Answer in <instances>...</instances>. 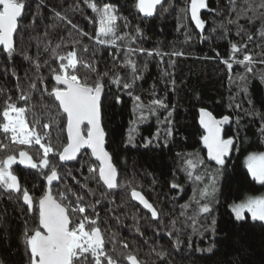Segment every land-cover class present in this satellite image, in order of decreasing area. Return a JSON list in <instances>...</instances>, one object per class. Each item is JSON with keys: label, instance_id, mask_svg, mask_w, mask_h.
Instances as JSON below:
<instances>
[{"label": "trees", "instance_id": "1", "mask_svg": "<svg viewBox=\"0 0 264 264\" xmlns=\"http://www.w3.org/2000/svg\"><path fill=\"white\" fill-rule=\"evenodd\" d=\"M89 2L100 8L104 4L116 7L117 34L127 33L124 40L114 45L100 44L95 39L99 27L97 15L84 0H24L26 7L14 37V53L9 56L0 50V113L6 102L26 108L29 127L35 124L37 134L45 138L42 142L51 143L57 153L67 142V136L66 117L63 121L58 117L57 102L49 95L56 86L51 69L59 66L55 55H66L75 48L76 72L81 78L96 79V74L84 67L85 64L100 73L109 71L121 78L119 86L105 80L102 98L106 150L117 168L118 188L108 190L98 182V164L88 151H83L75 162L65 164L60 163L58 154H50V163L60 175L59 182L51 187L53 195L58 197L61 191L65 192L68 196L65 203L71 202L73 206L77 196L83 197L85 214L98 220L110 253L115 242L112 254L119 264H128L124 259L127 254L136 255L141 264H264V222L252 221L248 215L237 221L230 209L232 203L264 195V184L251 178L243 160L250 152L264 151V138L258 131L264 122V63H260L264 59V36L261 35L264 9L248 11L245 16L242 11L248 7L245 0H235V8L230 0H206L208 7L200 15L206 26L200 30L191 20L190 0H163L155 15L147 18L136 8L137 0ZM260 2L248 0L253 9ZM70 6L74 7L69 11ZM53 9L62 15L67 12V19L55 17ZM238 14V22L229 23V20L236 21ZM68 20L88 36L82 37L78 30H73ZM137 27L140 33L136 32ZM231 43H236L241 51L231 53ZM130 48L146 51L129 53ZM147 51L161 55L149 56ZM244 51L254 57L252 72L239 64H233L229 72L221 61L230 56L242 59ZM173 52L184 55L172 56ZM127 60L136 65L135 75L140 79L133 81V69L126 66ZM241 76L245 77L243 82ZM41 79L43 84L39 82ZM125 82L133 83L131 96L122 87ZM32 84L36 85L35 89ZM22 94L25 100L19 99ZM117 96L120 102L116 101ZM134 96H140L144 105L154 98L164 99L172 111L173 135H166L167 125L158 123L167 115L163 109L156 115L145 110L148 118L139 120L141 112H134ZM201 107L216 118L224 115L231 118L224 126L223 135L236 137L239 149L230 151L223 167L207 160L200 142L203 133L197 115ZM3 122L0 116V124ZM45 124L49 128L45 129ZM130 128L134 129L131 142L128 141ZM149 139H152L150 144ZM0 144L6 145L0 148V159L7 155L17 158L23 150L38 163L43 154L34 143L12 142L11 133L5 134L2 129ZM193 153H198L204 161L194 174L205 177L214 174L216 178L218 192L210 201V215H195L197 206L192 198L198 197L197 189L208 180L197 184L187 177L184 161ZM93 166L96 179L86 181L92 175L89 168ZM11 171L18 177L21 191L17 194L0 186V264H28L24 233L34 228L38 220H34L23 203V190L27 189L38 201L45 191L43 179L50 168L41 172L14 164ZM172 183L180 187L173 190ZM132 189L140 191L157 208L159 219L153 220L130 198ZM186 204L189 207L182 208ZM182 211L184 216L180 215ZM81 215L77 213L73 218ZM188 217H195L196 231ZM212 219L216 220L214 232ZM172 221H176L175 226ZM125 243L127 249L123 246ZM160 252L164 255H158ZM88 260L91 264L90 254Z\"/></svg>", "mask_w": 264, "mask_h": 264}, {"label": "snow or ice", "instance_id": "2", "mask_svg": "<svg viewBox=\"0 0 264 264\" xmlns=\"http://www.w3.org/2000/svg\"><path fill=\"white\" fill-rule=\"evenodd\" d=\"M87 6L97 15L99 27L96 30L95 39L100 44L114 45L117 41H122L128 35L127 33L118 35L116 21L118 19L117 9L113 5L104 4L102 8L98 7L96 3H90L89 0H84ZM162 0H137L136 8L146 17H151L157 5H161ZM230 3L235 8V0H230ZM248 7L243 8L244 15L248 11L256 12L258 9H264V0H261L257 8L253 9L245 0ZM26 5L24 0H0V50L5 54L11 56L14 53V34L18 31L19 21L22 19ZM74 6H70L69 11ZM208 4L206 0H190L188 11H190L191 20L194 22L197 29L204 30L206 22L201 19L200 11L206 9ZM54 16L60 19H67V12L62 15L61 12L52 10ZM264 16V12L261 13ZM240 15H237L236 21L229 20V23H237ZM251 19V18H250ZM67 23L71 25L73 30H78L82 37L88 36V33L80 29L78 25L73 24L71 20ZM128 25L125 24V27ZM137 33L141 30L139 27L136 29ZM264 36V31L261 32ZM251 40L252 37L249 36ZM59 47V45L57 46ZM243 47V46H242ZM87 48V46H85ZM119 52L120 49L117 48ZM145 49H128V52L145 53ZM231 53L235 54L241 51L236 43L230 44ZM55 55V50H53ZM147 55H161L159 52L147 51ZM172 56H183V52H173ZM219 57V52H216ZM29 59V57H25ZM55 60L58 62V68L51 69V79L55 81L56 85L51 89L49 95L54 97L56 108L58 109V117L63 121L66 117V133L67 142L63 144L62 150L56 152L51 143L42 142L45 138L35 131V124L32 128L25 119L26 108L19 107L15 103L6 102L0 116L3 118V123L0 124V129L7 134L11 133V141L19 145H32L33 143L39 145L42 150V157L39 158L38 163L33 160V157L28 152L21 150L19 152V160L15 155H7L5 158L0 159V186L7 190L20 193L21 188L18 182V177L11 171L14 164L19 163L25 167L33 170H40L50 168V172L44 176L43 182L49 187L36 201L30 195L27 189L23 190L22 200L27 206L30 214L33 215L34 220H38L36 226L27 229L24 233V244L26 246V254L28 255V264H79L83 260L84 264H89L88 256L90 254L91 264H119L117 259H114L115 242H113L112 253L106 250V239L102 233L101 228L98 226V220L90 218L86 215V208L83 206V197L77 196L75 206L71 202L65 203L68 196L65 192L61 191L59 196L53 195L51 185L53 182L60 179L58 169L52 165L49 160L50 154L55 156L58 154L60 162L73 161L77 158V154L81 149H90L91 156L99 162L98 166V182H102L106 189L113 190L118 188L117 184V168L112 162V157L105 149V130L102 126V94L104 93L105 80L110 84L121 85L122 81L119 75L112 76L109 71L100 73L98 69L91 68L90 65L85 64L84 67L90 68L96 74V79L90 81L87 78H81L77 74L76 69L78 66L77 52L75 48L68 51L66 55H55ZM66 61V62H65ZM231 61V62H230ZM224 63L229 72L233 68V64L243 65L247 72H252V65L254 57L247 51H244L242 59H235L230 56L228 59L221 61ZM48 61H45L47 64ZM264 63V59L260 60ZM126 66H131L133 69V81L140 79L135 75L136 65L131 61H126ZM37 69L40 65L36 64ZM14 74V73H13ZM167 75V74H166ZM232 80L231 75L229 76ZM240 80L243 82L245 77L241 76ZM41 84L44 81H39ZM173 88L175 81H172ZM36 85L32 84L35 89ZM125 91H128L131 96V89L133 83L125 82L122 84ZM46 90V89H45ZM247 91L246 88L242 89ZM20 100H25L26 96L21 95ZM116 101L120 102V97H116ZM134 112L139 110L141 115L139 120L148 118L147 113L156 115L161 109L167 111L164 120H158L161 125H167L166 135H173V121L172 111L168 110V105L164 99L154 98L151 99L148 105L141 103L140 96H134ZM240 105L237 104L236 108ZM146 110V112H145ZM230 116L224 115L221 118H216L211 111L205 107L199 108V125L203 129L204 134L200 137V142L207 150V158L209 161L215 162L216 165L223 167L226 163V158L233 148L239 149V140L236 137H225L222 132L225 125L230 123ZM264 121V118H262ZM240 121L237 120V127ZM44 128H49L48 124ZM86 128V132L84 129ZM134 129L130 128L128 141L133 140ZM258 131L262 138H264V122L261 123ZM159 129L157 130V137ZM156 137L152 138L155 139ZM152 139L148 140L150 144ZM0 148H6V145L0 144ZM188 159H185V172L190 180L195 183H203L205 179L208 183L204 184L202 188H198V197L194 196L192 202L197 206L195 215H210L212 207L210 201L216 196L218 189L216 187V178L212 176L195 175V171L203 166L204 161L199 158L198 153L189 154ZM245 166L251 178L264 184V151L250 152L245 157ZM95 166L89 168V173L92 174L86 177L85 180L96 179ZM82 189L84 186H81ZM180 186L177 183H172L170 188L175 190ZM71 191L70 189L68 190ZM73 195H75L73 193ZM131 198L138 201L143 209L150 212L153 220L159 219V212L152 203L149 202L145 196L135 189L131 191ZM100 201H97L99 204ZM94 209V206H91ZM188 204L182 206L187 209ZM38 212V217H37ZM231 212L237 221L245 219V212L250 214L252 221L264 222V195L249 196L240 203L231 205ZM82 214L80 218L74 219L76 214ZM181 216H184L182 211ZM191 220L193 231H196L197 221L195 217H188ZM175 226L176 221H172ZM216 220L212 219L211 229L215 231ZM179 243V241H177ZM124 248L127 249L128 245L125 243ZM211 250V249H209ZM123 256V253L120 254ZM158 255L163 256L164 253L160 252ZM124 259L128 264H140L137 256L134 254H127Z\"/></svg>", "mask_w": 264, "mask_h": 264}, {"label": "water", "instance_id": "3", "mask_svg": "<svg viewBox=\"0 0 264 264\" xmlns=\"http://www.w3.org/2000/svg\"><path fill=\"white\" fill-rule=\"evenodd\" d=\"M162 3H163V0H162ZM161 3V4H162ZM160 5H157V7H159ZM157 7H156V9H157ZM154 10V14H153V16L155 15V13H156V11L157 10ZM206 9H202L201 11H200V15H201V13L203 12V11H205ZM139 11V10H138ZM141 14V16L143 17V18H147L146 16H144L142 13H140ZM152 17V16H151ZM194 23V22H193ZM15 35H16V33L14 34V37H15ZM14 42H15V38H14ZM0 47H2V46H0ZM54 83H55V81H54ZM55 85H56V83H55ZM56 86H58V85H56ZM103 95H104V93L102 94V98H103ZM208 110V109H207ZM209 111V110H208ZM197 118H198V121H199V112H198V115H197ZM219 119V118H218ZM65 124H66V121H65ZM198 124H199V122H198ZM102 126H103V123H102ZM226 126V125H225ZM199 128L202 130V133L204 134V132H203V129L201 128V126L199 125ZM223 131H224V129H223ZM86 132V131H85ZM222 134H223V132H222ZM65 135L67 136V133H66V127H65ZM106 138H107V135L105 136V149H106ZM202 147H203V145H202ZM203 150H205L206 151V153H207V150L203 147ZM83 151H88L89 153H90V155H91V151H90V149H81V151L77 154V158L76 159H78L79 157H80V155H81V153L83 152ZM107 151V150H106ZM229 155V154H228ZM111 156V155H110ZM112 157V156H111ZM93 158V160L98 164V166H99V162L98 161H96L95 160V158L94 157H92ZM76 159L75 160H73V161H67V162H60L61 164H65V163H72V162H75L76 161ZM19 160V155L17 156V161ZM207 160H208V158H207ZM209 161V160H208ZM112 162H113V160H112ZM211 163H215V162H213V161H210ZM18 167H22V168H28V167H25V166H23V165H20L19 163H17L16 164ZM116 167V166H115ZM117 180H118V172H117ZM18 182H19V180H18ZM59 182V180H57V181H55V182H53V184L50 186V187H52V186H54L55 184H57ZM102 183V182H101ZM20 185V184H19ZM103 185V184H102ZM104 186V185H103ZM49 186L46 184V187H45V190L48 188ZM105 188H106V186H104ZM52 191V190H51ZM138 191V190H137ZM130 198H131V194H130ZM146 198V197H145ZM133 200V199H132ZM135 203H137L138 205H139V203H138V201H135V200H133ZM141 208H143L141 205H139ZM143 210H145V209H143ZM145 211H147V210H145ZM149 214H150V212L149 211H147ZM151 215V214H150ZM128 263V262H127ZM141 264V263H140Z\"/></svg>", "mask_w": 264, "mask_h": 264}, {"label": "rangeland", "instance_id": "4", "mask_svg": "<svg viewBox=\"0 0 264 264\" xmlns=\"http://www.w3.org/2000/svg\"><path fill=\"white\" fill-rule=\"evenodd\" d=\"M247 155H248V154H247ZM247 155H246V156H247ZM246 156H245V157H246ZM245 157H244V159H243L244 161H245ZM244 164H245V163H244ZM245 167H246V166H245ZM246 169H247V168H246ZM253 196H259V195H253ZM243 200H245V199H243ZM243 200H242V201H243ZM242 201H239V202H236V203H240V202H242ZM232 204H234V203H232ZM230 209H231V206H230ZM247 215L250 217V214H248L247 212H245V217H246ZM250 218H251V217H250Z\"/></svg>", "mask_w": 264, "mask_h": 264}]
</instances>
